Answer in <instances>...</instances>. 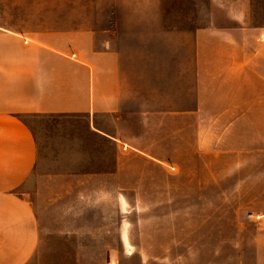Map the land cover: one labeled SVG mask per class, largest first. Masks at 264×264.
Listing matches in <instances>:
<instances>
[{
    "label": "crops",
    "instance_id": "1",
    "mask_svg": "<svg viewBox=\"0 0 264 264\" xmlns=\"http://www.w3.org/2000/svg\"><path fill=\"white\" fill-rule=\"evenodd\" d=\"M195 1L207 20L196 19L188 43L177 7L171 26L181 32L149 79L150 57L110 46L107 27L42 22L41 0H0V264H152L138 256L153 252L140 238L169 237L167 226L138 230L122 208L153 188V174L169 179L151 164L166 162L162 148L189 126L212 125V157L223 158L212 162V190L264 206V0ZM153 93L160 111L149 108ZM155 140L160 152L146 145ZM251 217L254 243L242 253L252 257L241 264H264V210Z\"/></svg>",
    "mask_w": 264,
    "mask_h": 264
},
{
    "label": "rangeland",
    "instance_id": "2",
    "mask_svg": "<svg viewBox=\"0 0 264 264\" xmlns=\"http://www.w3.org/2000/svg\"><path fill=\"white\" fill-rule=\"evenodd\" d=\"M198 2L209 5L208 0ZM196 4L195 0H41L42 22H85L104 26L110 36V46L113 44L137 62L144 60L145 55L150 57L152 71L149 79L157 76L154 66L155 61L160 60L158 55L172 53L173 47L165 40L177 37L181 32L171 26L176 20L177 7L184 9V14L180 15L185 25L183 36L192 44L196 19L202 23L208 17L206 13L194 14L192 7ZM192 48V45H186L185 53L191 52ZM149 96V108L154 112L160 111L163 105L158 93ZM42 122L49 123L48 120ZM130 122L132 125L129 127L135 130L137 120L131 118ZM152 125V136L158 140L160 128L155 115L152 116ZM170 129L174 126L170 125ZM182 138L180 141L170 139L169 145L163 148L156 140L146 144L156 151L160 152L162 148L169 153L170 158L166 162L153 160L151 164L166 167L169 179L165 178L166 174H153V188L133 191V204L122 208L134 216L138 230L160 229L165 232L167 226L169 237L140 238L149 246L145 249L152 245L153 252L138 256L152 264H241L242 257L246 261L251 260V254L242 253V249L250 250L254 243L256 219L251 217V213L257 209L264 210V206L237 204L241 200L225 195L224 185L221 189L212 190V162H223L222 157H212V149H215V145L212 148V125L185 127ZM140 144L143 146L144 142L140 141ZM125 164L149 165L136 158L126 159ZM184 166L205 169L201 174L185 175L181 174ZM193 177L199 181H193ZM138 181L145 185L144 178ZM161 202L168 204L162 205ZM162 215L168 218V222H160ZM153 216L158 221H154ZM176 233L185 235H171ZM161 247H165L163 253ZM89 257L96 260L97 255Z\"/></svg>",
    "mask_w": 264,
    "mask_h": 264
},
{
    "label": "built area",
    "instance_id": "3",
    "mask_svg": "<svg viewBox=\"0 0 264 264\" xmlns=\"http://www.w3.org/2000/svg\"><path fill=\"white\" fill-rule=\"evenodd\" d=\"M262 36H263V38H264V29L262 30Z\"/></svg>",
    "mask_w": 264,
    "mask_h": 264
}]
</instances>
